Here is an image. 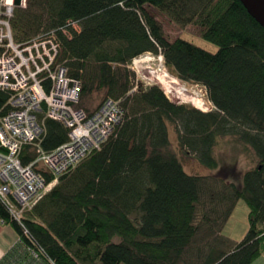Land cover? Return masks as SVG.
<instances>
[{
	"label": "trees",
	"instance_id": "16d2710c",
	"mask_svg": "<svg viewBox=\"0 0 264 264\" xmlns=\"http://www.w3.org/2000/svg\"><path fill=\"white\" fill-rule=\"evenodd\" d=\"M152 9L180 26L195 24L217 51L169 39ZM10 25L17 43L53 32L58 62L81 83L80 99L104 90L123 116L21 222L0 199V220L19 236L0 264H251L261 256L264 26L240 0H26ZM146 52H161L174 76L203 85L213 108L176 103L158 84L133 90L129 64ZM7 98L0 90V106ZM170 126L180 152L210 169L219 167L215 146L227 135L251 146L259 164L230 183L190 174L171 147ZM44 127L43 149L67 140L62 123L45 118ZM25 152L27 163L35 154ZM239 199L249 206V229L234 242L222 228Z\"/></svg>",
	"mask_w": 264,
	"mask_h": 264
},
{
	"label": "built area",
	"instance_id": "2783aa9c",
	"mask_svg": "<svg viewBox=\"0 0 264 264\" xmlns=\"http://www.w3.org/2000/svg\"><path fill=\"white\" fill-rule=\"evenodd\" d=\"M17 5L25 6L26 0H0V90L8 94L0 106V199L21 222L60 175L101 148L121 121L123 108L119 100L111 97H105L92 111L80 107L81 83L58 62L60 43L53 32L27 42L14 41L10 21ZM136 62L166 83L169 91L174 88L172 83L180 80L170 75L161 52H146L134 58L129 68L138 74L140 66ZM195 85L207 94L203 85ZM204 94L193 98L210 110ZM45 118L68 129L67 140L48 151L40 145ZM28 147L35 155L25 163ZM47 176L51 178L47 180Z\"/></svg>",
	"mask_w": 264,
	"mask_h": 264
},
{
	"label": "rangeland",
	"instance_id": "374dc122",
	"mask_svg": "<svg viewBox=\"0 0 264 264\" xmlns=\"http://www.w3.org/2000/svg\"><path fill=\"white\" fill-rule=\"evenodd\" d=\"M152 12L162 23L164 31L169 39L173 40L176 37L181 36L208 51H217L218 46L202 38L199 33V28L195 24L180 26L171 21L164 13L154 9H152ZM154 62L157 63V60ZM135 64L140 66L138 62ZM168 72L170 75L174 76L170 70H168ZM136 74L134 79V88H145L152 84H158L162 87L164 92L166 88L167 93L165 92V94L170 100L176 103H188L197 108V106L194 105L197 99L193 97H200L201 94H204V89L200 86L180 80L179 82H173L172 85L174 88L169 91V86L166 83L163 84L158 81L155 76L150 74L149 69L144 65L138 67V74ZM105 97L106 94L104 90H96L85 98L80 99L79 106L84 108L86 111H92L102 102ZM202 97L204 98V102L209 104L207 94H204ZM202 107L205 109V106ZM169 137L171 141V147L178 151L185 170L190 174L219 176L222 177V180L226 183H230L234 180V176L240 178L243 172L259 164V158L254 149L251 146L245 145L243 142H241L237 136H224L220 138L219 142L215 146V155L219 161V167L217 169H210L204 166L192 153L180 152L178 148L177 134L172 126L169 128ZM248 215V204L244 199H239L222 228V234L234 242L241 241L249 229ZM114 240L119 241V238H115ZM207 241L208 239L201 240L199 244L201 246H206ZM251 264H264V252Z\"/></svg>",
	"mask_w": 264,
	"mask_h": 264
},
{
	"label": "crops",
	"instance_id": "0c3cea01",
	"mask_svg": "<svg viewBox=\"0 0 264 264\" xmlns=\"http://www.w3.org/2000/svg\"><path fill=\"white\" fill-rule=\"evenodd\" d=\"M19 241V236L10 225L0 220V260Z\"/></svg>",
	"mask_w": 264,
	"mask_h": 264
},
{
	"label": "water",
	"instance_id": "95a60500",
	"mask_svg": "<svg viewBox=\"0 0 264 264\" xmlns=\"http://www.w3.org/2000/svg\"><path fill=\"white\" fill-rule=\"evenodd\" d=\"M248 12L264 26V0H240ZM18 3L19 0H16Z\"/></svg>",
	"mask_w": 264,
	"mask_h": 264
},
{
	"label": "bare ground",
	"instance_id": "6f19581e",
	"mask_svg": "<svg viewBox=\"0 0 264 264\" xmlns=\"http://www.w3.org/2000/svg\"><path fill=\"white\" fill-rule=\"evenodd\" d=\"M36 37H37V36H36ZM175 77H176V76H175ZM178 79H179V78H178ZM167 88H168V86H167ZM208 103L211 105V108H213V105H212L209 101H208ZM194 105H196L197 108L202 109L203 111H209V110H205V109L202 107V101H201V100H197V101L194 103ZM67 130H68V129H67ZM55 184H56V183H55ZM55 184H54V185H55ZM54 185H53V186H54ZM53 186H52V187H53ZM52 187H51V188H52ZM51 188H50V189H51ZM50 189H49V190H50Z\"/></svg>",
	"mask_w": 264,
	"mask_h": 264
},
{
	"label": "snow or ice",
	"instance_id": "6c2138e0",
	"mask_svg": "<svg viewBox=\"0 0 264 264\" xmlns=\"http://www.w3.org/2000/svg\"><path fill=\"white\" fill-rule=\"evenodd\" d=\"M9 2H11V0H9Z\"/></svg>",
	"mask_w": 264,
	"mask_h": 264
}]
</instances>
